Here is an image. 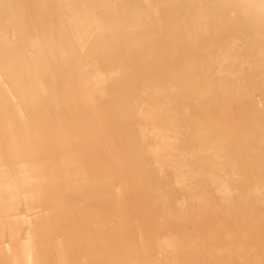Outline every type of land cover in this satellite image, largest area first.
<instances>
[{
	"label": "rangeland",
	"instance_id": "rangeland-1",
	"mask_svg": "<svg viewBox=\"0 0 264 264\" xmlns=\"http://www.w3.org/2000/svg\"><path fill=\"white\" fill-rule=\"evenodd\" d=\"M168 5L153 90L129 108L133 122L92 133L90 230L107 233L92 232L91 257L264 264V0Z\"/></svg>",
	"mask_w": 264,
	"mask_h": 264
},
{
	"label": "crops",
	"instance_id": "crops-1",
	"mask_svg": "<svg viewBox=\"0 0 264 264\" xmlns=\"http://www.w3.org/2000/svg\"><path fill=\"white\" fill-rule=\"evenodd\" d=\"M170 1H3L0 186L23 191L0 198V264H106L91 257L92 232L107 233L90 230L92 133L133 122L153 90Z\"/></svg>",
	"mask_w": 264,
	"mask_h": 264
},
{
	"label": "bare ground",
	"instance_id": "bare-ground-1",
	"mask_svg": "<svg viewBox=\"0 0 264 264\" xmlns=\"http://www.w3.org/2000/svg\"><path fill=\"white\" fill-rule=\"evenodd\" d=\"M17 1V0H16ZM21 1V0H20ZM254 220V219H253Z\"/></svg>",
	"mask_w": 264,
	"mask_h": 264
}]
</instances>
